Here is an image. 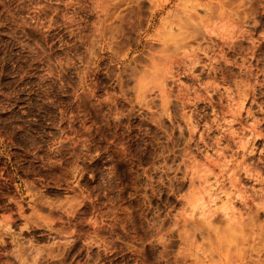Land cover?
<instances>
[{"label": "rangeland", "instance_id": "obj_1", "mask_svg": "<svg viewBox=\"0 0 264 264\" xmlns=\"http://www.w3.org/2000/svg\"><path fill=\"white\" fill-rule=\"evenodd\" d=\"M0 264H264V0H0Z\"/></svg>", "mask_w": 264, "mask_h": 264}]
</instances>
